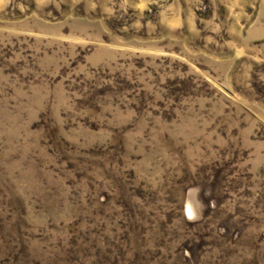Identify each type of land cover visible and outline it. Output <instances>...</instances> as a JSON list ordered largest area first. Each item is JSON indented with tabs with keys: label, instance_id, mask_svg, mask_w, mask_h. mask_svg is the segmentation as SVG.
<instances>
[{
	"label": "rangeland",
	"instance_id": "374dc122",
	"mask_svg": "<svg viewBox=\"0 0 264 264\" xmlns=\"http://www.w3.org/2000/svg\"><path fill=\"white\" fill-rule=\"evenodd\" d=\"M0 264H264V0H0Z\"/></svg>",
	"mask_w": 264,
	"mask_h": 264
}]
</instances>
